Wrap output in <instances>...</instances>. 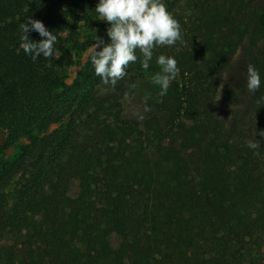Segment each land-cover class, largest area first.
<instances>
[{
    "label": "trees",
    "instance_id": "1",
    "mask_svg": "<svg viewBox=\"0 0 264 264\" xmlns=\"http://www.w3.org/2000/svg\"><path fill=\"white\" fill-rule=\"evenodd\" d=\"M250 1L230 34L221 35L219 12H202L187 38L196 47H157L147 70L137 51L107 92L90 63L77 92L49 60L33 62L20 48L12 20L26 0H0V55L21 75L23 99L0 91V125L27 142L0 146V264H264V106L257 128L240 130L218 116L215 99L245 42L247 65L262 81L252 95H264V4ZM38 2L37 18L58 39L81 21L94 24L99 0ZM108 27L96 35L105 43ZM29 38L41 39L34 31ZM161 54L180 73L167 95L158 86L147 97L146 77L160 71ZM65 99L66 128L47 133L49 113L61 116ZM254 138L258 149L249 147ZM11 148L18 154L5 158Z\"/></svg>",
    "mask_w": 264,
    "mask_h": 264
},
{
    "label": "rangeland",
    "instance_id": "2",
    "mask_svg": "<svg viewBox=\"0 0 264 264\" xmlns=\"http://www.w3.org/2000/svg\"><path fill=\"white\" fill-rule=\"evenodd\" d=\"M257 4H264V0H254ZM166 9L181 25L183 44L177 42L178 48L191 47L188 39L195 29L200 25L201 13H208V16H215V12H219V18L224 19L220 33L222 36L230 34L231 22L239 20L243 13V8L250 0H162ZM242 2V3H241ZM241 3V5H238ZM38 0H26V4L22 9L20 15L16 16L13 22H23L26 17L31 16L33 19L41 14V8L38 6ZM250 5V4H249ZM94 24L79 22L76 32L73 34L62 33L59 34L55 46H61L60 52H54V57L51 59V67L55 71L61 81L69 87H73V91H80L84 87L82 82L85 79L83 68L89 66L91 63V45L95 42L98 32L104 31V25L107 22L102 21L99 14L94 11L91 15ZM195 35V34H194ZM199 45V42H198ZM195 42L192 47H196ZM170 51V46H165ZM15 49V48H13ZM99 50V49H98ZM19 49L15 50L18 54ZM27 57H30L26 55ZM43 57V56H42ZM44 58V57H43ZM48 62V61H47ZM247 62H248V45L243 43L238 48L236 55L226 72H224L218 86L215 88V99L218 102V116L225 122L226 125L230 123L237 124L240 130L252 131L256 129L261 120V109L258 106L256 98L252 93L247 91L246 76H247ZM92 64V63H91ZM49 67V68H51ZM39 69L40 65L35 67ZM154 74H149L146 77L145 96L151 97L154 85L151 82V77ZM0 78L4 79L0 91L4 92L6 97L11 100L18 98L20 102L23 101L21 92L18 87V82L21 75L12 68V62L5 58L4 54L0 55ZM149 90V91H148ZM148 91V92H147ZM67 102L61 116H56L54 113H49L46 121L51 124L48 127L47 133H51L57 129H65L69 118L68 105L70 99H65ZM50 112V111H49ZM10 131L6 126L0 125V146L4 143H13L16 146H24L27 144L25 139H14L10 136ZM242 139L241 136L235 138ZM16 138V137H15ZM4 157L11 154H18L13 148L3 152ZM1 155V154H0Z\"/></svg>",
    "mask_w": 264,
    "mask_h": 264
},
{
    "label": "clouds",
    "instance_id": "3",
    "mask_svg": "<svg viewBox=\"0 0 264 264\" xmlns=\"http://www.w3.org/2000/svg\"><path fill=\"white\" fill-rule=\"evenodd\" d=\"M102 21L107 22V36L110 42L96 36L91 45L90 60L95 75L104 86L102 91L115 90L118 83L127 76V67L138 60L139 51L141 67L147 70L153 59V51L161 46H175L177 42L184 43L179 22L169 13L162 0H99L95 7ZM20 48L33 62L43 56L49 60L47 67H51L50 59L54 56L57 36L49 31L42 21L26 17L19 24ZM37 32L39 41L29 38L30 32ZM99 49V50H98ZM156 63L160 71L151 77V82L158 85L159 96L167 95L172 81L179 73L177 60L172 56L159 55ZM261 75L254 64L247 65L246 88L250 93H257L261 88ZM136 88L137 84L130 85ZM128 94L125 93L127 99ZM147 97L145 98V101ZM257 103L264 106V95ZM145 111L151 108L145 103ZM264 138V131L258 132ZM249 147L258 149L259 141L255 138L249 142Z\"/></svg>",
    "mask_w": 264,
    "mask_h": 264
}]
</instances>
